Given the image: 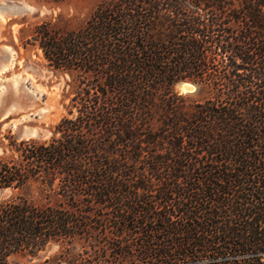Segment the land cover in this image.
I'll list each match as a JSON object with an SVG mask.
<instances>
[{
  "label": "trees",
  "instance_id": "1",
  "mask_svg": "<svg viewBox=\"0 0 264 264\" xmlns=\"http://www.w3.org/2000/svg\"><path fill=\"white\" fill-rule=\"evenodd\" d=\"M34 41L80 77L52 136L0 158V189L41 184L0 199V264L51 242L67 264H264V0H102Z\"/></svg>",
  "mask_w": 264,
  "mask_h": 264
},
{
  "label": "rangeland",
  "instance_id": "2",
  "mask_svg": "<svg viewBox=\"0 0 264 264\" xmlns=\"http://www.w3.org/2000/svg\"><path fill=\"white\" fill-rule=\"evenodd\" d=\"M102 0H0V158L18 159L14 144L22 140L49 139L57 123L68 114L78 77L76 70L52 67L34 41L35 28L49 22L61 31L80 28ZM195 99L206 95L196 85L186 92ZM193 83V82H191ZM26 127L40 128L41 135H24ZM41 184L34 182L21 191L0 189V199L38 197ZM64 243L51 242L37 255L16 253L10 264H67L62 261ZM75 251L78 241L70 245Z\"/></svg>",
  "mask_w": 264,
  "mask_h": 264
},
{
  "label": "water",
  "instance_id": "3",
  "mask_svg": "<svg viewBox=\"0 0 264 264\" xmlns=\"http://www.w3.org/2000/svg\"><path fill=\"white\" fill-rule=\"evenodd\" d=\"M185 85V91L186 92H194L196 90V85L191 82H185L183 83ZM182 84V85H183ZM24 135H41L43 134L40 128H32V127H26L24 131L22 132Z\"/></svg>",
  "mask_w": 264,
  "mask_h": 264
},
{
  "label": "bare ground",
  "instance_id": "4",
  "mask_svg": "<svg viewBox=\"0 0 264 264\" xmlns=\"http://www.w3.org/2000/svg\"><path fill=\"white\" fill-rule=\"evenodd\" d=\"M182 89L185 90V85L184 84L182 85Z\"/></svg>",
  "mask_w": 264,
  "mask_h": 264
}]
</instances>
